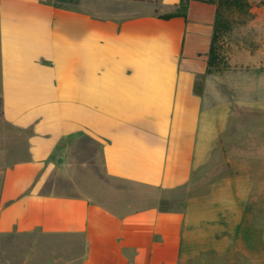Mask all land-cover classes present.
Segmentation results:
<instances>
[{
  "label": "crops",
  "instance_id": "crops-1",
  "mask_svg": "<svg viewBox=\"0 0 264 264\" xmlns=\"http://www.w3.org/2000/svg\"><path fill=\"white\" fill-rule=\"evenodd\" d=\"M180 2L0 0V237H33L44 264H181L200 246L191 205L173 203L208 190L214 106L195 85L214 8L160 18ZM98 160L130 186L102 202L71 172Z\"/></svg>",
  "mask_w": 264,
  "mask_h": 264
},
{
  "label": "rangeland",
  "instance_id": "rangeland-1",
  "mask_svg": "<svg viewBox=\"0 0 264 264\" xmlns=\"http://www.w3.org/2000/svg\"><path fill=\"white\" fill-rule=\"evenodd\" d=\"M190 1L182 0L174 12L187 14ZM192 1L212 5L215 15L210 1L217 0ZM247 1L250 7L244 11L231 8L225 12L229 30L219 42L222 64L197 76L196 92L209 89L214 106L205 124L211 133L206 154L211 161L205 171L206 195L198 187L194 192L184 191L182 200L173 203V208L191 205L188 212L195 232L201 235L198 241H203L181 264H264V2ZM9 141L8 129L1 126L0 152ZM65 162L63 156L54 160L58 173L65 171ZM69 164L66 170L74 166ZM71 172L85 195L97 202L130 187L107 178L100 160L96 168ZM138 193L126 191L125 196ZM208 225L218 226L215 230ZM32 239L0 237V264H44L41 255L34 253ZM49 253L50 261L57 257V250Z\"/></svg>",
  "mask_w": 264,
  "mask_h": 264
},
{
  "label": "trees",
  "instance_id": "trees-1",
  "mask_svg": "<svg viewBox=\"0 0 264 264\" xmlns=\"http://www.w3.org/2000/svg\"><path fill=\"white\" fill-rule=\"evenodd\" d=\"M182 0L179 5H181ZM211 4L215 6L214 21L212 24V33L210 38V46L208 51L207 60V73H211L213 68L218 67L222 64V59L220 58V46L219 42L221 38L228 32L229 27L226 25L225 12H230V10L237 9L238 11H244L250 7V3L247 0H217L210 1ZM186 8V4H185ZM178 16H186L184 13L174 12L171 14L161 15L162 19H170Z\"/></svg>",
  "mask_w": 264,
  "mask_h": 264
}]
</instances>
